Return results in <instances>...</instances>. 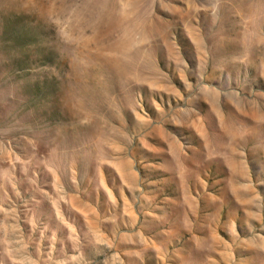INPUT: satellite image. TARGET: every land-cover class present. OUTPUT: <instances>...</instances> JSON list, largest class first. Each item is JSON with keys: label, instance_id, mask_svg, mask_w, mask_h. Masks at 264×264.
<instances>
[{"label": "rangeland", "instance_id": "rangeland-1", "mask_svg": "<svg viewBox=\"0 0 264 264\" xmlns=\"http://www.w3.org/2000/svg\"><path fill=\"white\" fill-rule=\"evenodd\" d=\"M0 264H264V0H0Z\"/></svg>", "mask_w": 264, "mask_h": 264}]
</instances>
